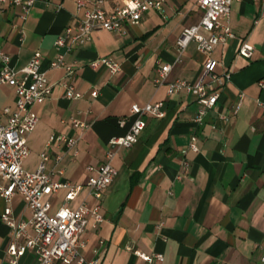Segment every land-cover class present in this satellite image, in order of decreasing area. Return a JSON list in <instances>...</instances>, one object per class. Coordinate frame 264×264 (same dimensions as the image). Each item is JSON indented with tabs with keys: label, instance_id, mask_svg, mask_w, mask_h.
Wrapping results in <instances>:
<instances>
[{
	"label": "crops",
	"instance_id": "0c3cea01",
	"mask_svg": "<svg viewBox=\"0 0 264 264\" xmlns=\"http://www.w3.org/2000/svg\"><path fill=\"white\" fill-rule=\"evenodd\" d=\"M124 1L104 0L102 6L111 10ZM84 10L77 8L75 0H35L22 19L20 6L0 3V47L10 54V65L20 69L39 51L40 69L53 83L49 96L33 105L38 120L27 135L23 167L35 170L45 151L46 169L53 179L81 185L68 201L63 191L49 195L53 207L76 208L84 199L93 207L96 199L86 183L96 171L87 167L103 163L109 139L128 131L133 103L164 104L163 116H146L136 142L117 148L112 158L117 174L101 202L103 220L97 228L88 225L82 232L79 253L97 258L98 264H146L136 250L162 253L161 264H259L264 254V108L257 100L264 101L260 84L264 80V0L231 2L233 36L212 51L218 61L215 71L229 72L231 77L222 86L209 85L219 96L200 125L193 120L199 106L195 94L184 90L168 94L167 82H154L157 64L165 62L173 64L168 80L195 83L201 77L207 54L195 41L183 50L177 46L183 29L202 16L198 0H166L161 10H147L125 32L92 31L65 55L75 66L73 81L83 93L68 98L65 70L52 68L50 61L54 40L67 25L83 18ZM243 41L254 47L251 57L238 54ZM103 56L118 61L120 71L113 74L104 64L91 65ZM240 92L244 96L234 114ZM15 105L14 87L1 84L0 124ZM220 114L231 118L222 122ZM71 117L88 127L83 131L74 127ZM213 123L219 128L213 129ZM193 133L198 150L189 147ZM52 134L71 137L75 143L50 142ZM5 205L0 196V213ZM10 206L17 221L31 217L20 194L13 196ZM9 240L10 227L0 216V264H7ZM37 262L31 249L19 258V264Z\"/></svg>",
	"mask_w": 264,
	"mask_h": 264
},
{
	"label": "built area",
	"instance_id": "2783aa9c",
	"mask_svg": "<svg viewBox=\"0 0 264 264\" xmlns=\"http://www.w3.org/2000/svg\"><path fill=\"white\" fill-rule=\"evenodd\" d=\"M34 1L0 0V3L20 6V17L25 19ZM45 1L49 3L52 0ZM103 1L75 0L78 9L85 7L84 17L75 25H67L64 33L59 34L54 40L55 54L50 66L64 68V95L68 98H78L83 93L74 84L75 66L66 61V53L88 38L94 30L125 32L127 26L137 24L147 10H161L166 0H125L111 10H106L102 6ZM232 1L198 0V5L203 11L200 20L185 27L177 39L180 50L189 42L195 41L197 48L207 54L203 62V73L197 82L192 83L181 78L168 80L173 64L170 62L157 64V74L154 77L156 85L167 82L168 94L184 90L196 95L199 105L193 117L196 125L203 123L208 110L213 107L219 96V92L210 90L209 85L216 83L222 86L231 77L229 72L219 74L215 71L218 61L213 57L212 51L218 43L225 42L233 36L229 25ZM253 50L254 47L250 43L243 41L238 47V54L251 57ZM41 58L42 54L36 51L25 66L15 69L10 65V54L0 47V85L8 84L14 87L16 93L15 109L8 115L7 121L0 124V196L6 203L0 216L10 227V240L6 249L7 264H19V258L28 249L34 250L37 254V264H98L97 258L87 259L80 254L78 247L83 244L80 236L86 227L90 225L97 228L103 220L100 211L102 197L117 174L112 158L118 147L130 146L137 141L138 135L146 126V116L161 117L165 114L164 104L162 101H148L142 105L133 103L130 113L134 115V119L128 131L124 135L109 139L103 163L95 168L91 165L87 167L96 171L88 177L86 183L89 193L96 199L93 207L86 199L76 208H70L65 204L53 207L49 195L63 191L64 200L68 201L75 198L81 185L53 179L52 173L46 169L49 155L45 151L41 152V161L35 170L30 171L23 167V160L28 154L27 135L38 120L33 105L43 102L51 93L53 86L46 73L40 69ZM99 64L107 66L113 74L121 69L120 63L109 56L98 57L91 63L92 66ZM260 84L264 85V80H261ZM91 95H97V90L93 89ZM243 96V92L238 93V99L233 107L234 114L237 113ZM257 103L264 108V101L258 99ZM4 111L7 112L8 108H4ZM218 118L222 122H227L231 117L220 114ZM71 123L82 131L88 127L86 122L76 117H71ZM212 128H219L218 123H213ZM196 138L195 133L191 134L189 147L193 150H198ZM54 139H63L69 146L75 143V139L63 135L52 134L49 141ZM59 158V155L56 156L57 160ZM183 165H187V161L184 160ZM16 194H20L30 208L29 219L17 221L13 217L10 201ZM135 253L144 259L146 264H161L164 259L162 253H145L139 250ZM259 264H264V254L261 255Z\"/></svg>",
	"mask_w": 264,
	"mask_h": 264
}]
</instances>
